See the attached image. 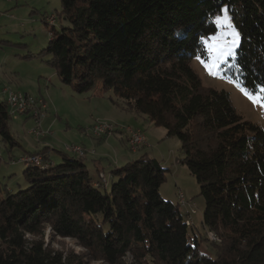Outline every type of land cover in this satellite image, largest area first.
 I'll use <instances>...</instances> for the list:
<instances>
[{
  "label": "trees",
  "instance_id": "trees-1",
  "mask_svg": "<svg viewBox=\"0 0 264 264\" xmlns=\"http://www.w3.org/2000/svg\"><path fill=\"white\" fill-rule=\"evenodd\" d=\"M60 1L68 25L57 30L56 14L54 23L43 17L57 74L79 93L101 83L115 104L181 140L217 253L205 250L208 239L180 203L162 195L167 169L154 156L115 168L109 184L90 174L84 156L60 151L57 163L46 147L31 153L44 159L26 165V188L0 184V264H85L46 242L49 227L110 264H264V128L192 66L209 59L205 41L227 8L239 34L228 73L252 92L264 88V0ZM10 117L0 100V135L14 145Z\"/></svg>",
  "mask_w": 264,
  "mask_h": 264
},
{
  "label": "rangeland",
  "instance_id": "rangeland-1",
  "mask_svg": "<svg viewBox=\"0 0 264 264\" xmlns=\"http://www.w3.org/2000/svg\"><path fill=\"white\" fill-rule=\"evenodd\" d=\"M52 14L57 16V30L68 25L62 15L60 0H0V100L6 99L2 89L7 85L35 97L43 96L48 104L47 114L42 120L43 134L40 136L31 132L36 125L31 115L10 113L9 130L17 143H7L0 135V184L8 191L14 192L26 188L29 184L24 173L27 164H13L11 160L46 147L51 160L61 163L60 151L74 157L77 154L68 151L67 147L81 146L86 151L84 161L90 174L99 179L101 172L95 173L98 168L103 167L109 184L117 178L112 171L126 164L117 162V159L135 160L143 154H149L152 158L154 156L160 160L167 169L166 180L160 186L162 195L167 200L179 202L180 194L183 193L187 202L186 206H182L183 212L191 213L192 225L201 230L208 239L204 242L205 250L216 254L211 241H218L220 238L202 225L206 199L200 194L201 186L196 176L192 175L188 166L181 161V140L176 136L167 135L166 128L151 125L145 115L115 104L112 99L117 98L114 91H104L99 82L97 86L82 93L75 90L74 84L63 83L52 64L51 55L44 51L50 41L51 24L43 17H50ZM215 21L218 30L207 38V47L213 43L212 37H218L219 44L225 49L231 48L232 54L218 59L219 54L211 52L208 47L211 52L209 59L194 58L192 66L206 87L229 91L238 112L264 128V107L254 104L241 90L243 88L249 93L261 94V89L252 92L228 73L231 66L229 61L236 55L239 38L235 35L237 31L231 25L227 8L216 16ZM234 40L236 45L233 47ZM214 63L217 67L213 68V74H210L205 64ZM99 121L115 123L116 131L109 138L92 136L89 130ZM127 125L140 127L148 138V144L138 151L129 148L128 140L125 141L126 135L123 137L118 133L123 132L122 127ZM126 154L132 157L126 159ZM45 240L53 249L71 253L76 262L110 264L93 258L90 250L71 237L51 236L50 227L46 229ZM126 260L131 262L132 256L129 255Z\"/></svg>",
  "mask_w": 264,
  "mask_h": 264
},
{
  "label": "built area",
  "instance_id": "built-area-1",
  "mask_svg": "<svg viewBox=\"0 0 264 264\" xmlns=\"http://www.w3.org/2000/svg\"><path fill=\"white\" fill-rule=\"evenodd\" d=\"M48 21L54 23V15H51L48 18ZM1 80V78H0ZM3 94H6V100L10 113H23L27 115H31L36 122L35 128L32 129V133H35L37 136L43 134L42 131V120L45 114L47 113L48 104L44 97H35L29 93H24L17 89H14L12 86H5L2 89ZM124 131L122 132L128 137V146L129 148H133L134 151L140 150L141 147L148 144V138L145 133L142 132L141 128H136L134 126L127 125L122 127ZM121 129V127H120ZM94 137H109L116 131L115 123H107L104 121H99L89 130ZM68 151H74L79 156H85L86 151L78 145L68 146ZM43 154H31L26 153L20 156L18 159H12L11 162L16 164L18 162L26 163V164H40L43 162ZM47 166V165H45ZM100 181L104 183H108V177L105 175L103 171L99 174ZM179 203L182 206H186L187 202L184 199L183 193L180 194ZM187 219V224L192 225V215L191 213L185 214ZM216 240V239H215ZM217 241V240H216Z\"/></svg>",
  "mask_w": 264,
  "mask_h": 264
},
{
  "label": "snow or ice",
  "instance_id": "snow-or-ice-1",
  "mask_svg": "<svg viewBox=\"0 0 264 264\" xmlns=\"http://www.w3.org/2000/svg\"><path fill=\"white\" fill-rule=\"evenodd\" d=\"M218 22L220 20V18H217ZM237 37L239 36L238 33L235 34ZM213 43L211 45H208L209 50L213 53H218V59L219 58H223L225 55H231L232 54V50L231 48L225 49L223 45L219 44V38L218 37H212ZM205 43L207 44V41H205ZM233 47L236 45V41L234 40L232 42ZM205 67L209 70L210 74L212 73V69L217 67V65L214 63L213 65H208L205 64ZM242 91H244V94L248 96V98L256 105L264 107V88L261 89V94H257V93H249L247 92V90L245 89H241Z\"/></svg>",
  "mask_w": 264,
  "mask_h": 264
},
{
  "label": "crops",
  "instance_id": "crops-1",
  "mask_svg": "<svg viewBox=\"0 0 264 264\" xmlns=\"http://www.w3.org/2000/svg\"><path fill=\"white\" fill-rule=\"evenodd\" d=\"M16 2H17V0H16ZM14 89H15V88H14ZM4 95H6V94H4ZM46 114H47V113H46ZM46 114H45V115H46ZM150 124L152 125V124H154V123L151 122ZM139 128H140V127H139ZM118 133H119L120 136H123V137H124V135H125V134H123L122 132H118ZM121 133H122L123 135H122ZM100 138H102V137H100ZM105 138H109V137L107 136V137H105ZM125 141L127 142V136H126ZM127 145H128V143H127ZM130 157H132V155H130V154H126V159H127V158H130ZM132 159H133V158H132ZM132 159L130 158V160H127V161H124V159H119V161H118V159H117V162H125V163H127L128 161H132ZM103 170H104L103 167L98 168L95 174H97L98 172H101V171H103ZM94 177H95V176H94Z\"/></svg>",
  "mask_w": 264,
  "mask_h": 264
},
{
  "label": "bare ground",
  "instance_id": "bare-ground-1",
  "mask_svg": "<svg viewBox=\"0 0 264 264\" xmlns=\"http://www.w3.org/2000/svg\"><path fill=\"white\" fill-rule=\"evenodd\" d=\"M55 20H56V19H55V15H54V22H55ZM56 21H57V20H56ZM54 25H55V24H54ZM127 140H128V139H127ZM132 149H133V148H132ZM215 238H216V237H215Z\"/></svg>",
  "mask_w": 264,
  "mask_h": 264
}]
</instances>
